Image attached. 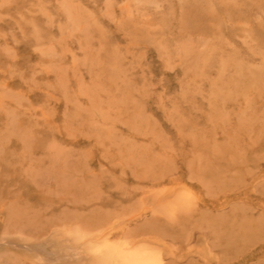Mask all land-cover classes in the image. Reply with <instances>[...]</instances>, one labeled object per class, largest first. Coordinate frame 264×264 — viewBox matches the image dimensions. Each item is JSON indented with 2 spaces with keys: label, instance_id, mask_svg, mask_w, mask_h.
I'll use <instances>...</instances> for the list:
<instances>
[{
  "label": "rangeland",
  "instance_id": "374dc122",
  "mask_svg": "<svg viewBox=\"0 0 264 264\" xmlns=\"http://www.w3.org/2000/svg\"><path fill=\"white\" fill-rule=\"evenodd\" d=\"M0 264H264V0H0Z\"/></svg>",
  "mask_w": 264,
  "mask_h": 264
}]
</instances>
